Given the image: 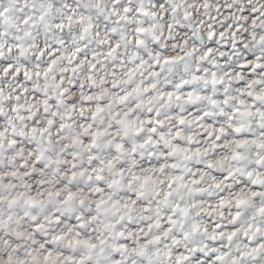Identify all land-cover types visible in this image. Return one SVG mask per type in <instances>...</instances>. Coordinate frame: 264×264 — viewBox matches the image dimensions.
Returning <instances> with one entry per match:
<instances>
[{
  "label": "snow or ice",
  "instance_id": "6c2138e0",
  "mask_svg": "<svg viewBox=\"0 0 264 264\" xmlns=\"http://www.w3.org/2000/svg\"><path fill=\"white\" fill-rule=\"evenodd\" d=\"M0 264H264V0H0Z\"/></svg>",
  "mask_w": 264,
  "mask_h": 264
}]
</instances>
